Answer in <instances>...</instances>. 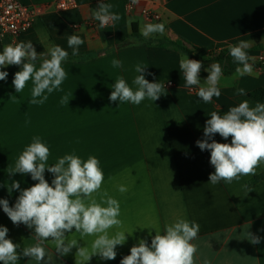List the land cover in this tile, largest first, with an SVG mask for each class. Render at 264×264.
<instances>
[{"label":"crops","instance_id":"1","mask_svg":"<svg viewBox=\"0 0 264 264\" xmlns=\"http://www.w3.org/2000/svg\"><path fill=\"white\" fill-rule=\"evenodd\" d=\"M20 1L47 9L29 32L18 37L17 43L32 41L37 53L61 46L69 53L62 64L68 75L61 90L48 95L43 105H34L29 103L31 80L20 93L12 84L22 65L0 69L8 72L6 80L0 81V199L8 200L12 207L23 189L38 183L30 174L9 171L33 137L39 136L50 149L48 165L72 153L83 160L90 155L97 157L104 182L94 198L100 202L106 199V192L119 201L122 226L111 229L110 234L124 231L126 242L116 247L114 260H104L96 254L87 264H120L141 239L150 246L155 230L163 234L165 226L178 219L200 226L198 238L192 241L198 247L196 264H264V180L244 188L264 173V164L255 175L242 176L230 184H212L209 175L215 169L210 164V151H202L196 143L207 139L204 127L213 111L223 115L244 100L250 106L258 102L250 94L264 88V67L260 65L264 58V0H139L132 13L126 11L132 0H76L77 8L67 11L53 8L56 0ZM100 3L111 4V12L120 20L100 28L93 17ZM145 9L160 19L148 20L142 15ZM90 21L97 25L89 26ZM147 23L165 24V33L145 39L141 30ZM133 24L140 37L119 46L132 35ZM72 34L84 41L76 56L67 44ZM241 40L253 41L246 50L254 58L249 61L253 71L236 79H232L235 71L223 74L221 95L213 97L211 103L197 96L199 86H185L179 61L184 55L194 58L173 48L147 44L172 41L189 49H201L195 56L202 62L203 85L208 75L203 60L209 58L210 52L229 50V45H238ZM8 44L14 41L0 40V51ZM114 58L122 61L121 68L112 67ZM41 62L42 58L36 61L37 67ZM137 64L147 66L141 74L149 82L164 84L160 98H146L139 105L110 101L117 77L122 76L133 89L137 87L133 84ZM238 88L247 94L238 95ZM64 96L69 102L62 105ZM213 139L220 142V135ZM44 175L51 184L54 174L45 170ZM13 181H18L20 188L10 192ZM120 186L126 191L120 192ZM0 226L7 227V238L20 245L18 252L37 243L34 226L14 225L2 206ZM247 232L260 237V243L252 244ZM65 235L68 241L77 240L78 245L60 256L54 243L46 241L43 246L53 257L49 264H76L81 260L76 257L78 247L91 252L94 236H81L74 228ZM18 264L37 262L21 255Z\"/></svg>","mask_w":264,"mask_h":264},{"label":"clouds","instance_id":"2","mask_svg":"<svg viewBox=\"0 0 264 264\" xmlns=\"http://www.w3.org/2000/svg\"><path fill=\"white\" fill-rule=\"evenodd\" d=\"M138 2L139 0H132L133 4ZM112 7L111 4L100 3L98 10L94 11L93 17L99 22L100 28L120 20L118 14L111 12ZM156 33L163 35L165 24L147 23L141 30L145 39ZM83 43L78 35L68 36L67 44L72 48L73 56L79 54V46ZM252 43L253 41L241 40L238 45L228 46L233 61L241 65L235 69L232 79L252 73L253 66L249 61L254 58L246 51ZM68 55L59 45L52 46L47 53H37L32 41L8 44L0 51V69L9 65H22L12 80L16 93L22 92L31 80L33 87L29 103L43 105L48 95L61 90L68 75L62 64ZM41 58L42 62L37 67L36 61ZM111 63L114 68L123 66L122 61L115 58ZM146 67L142 64L135 66L138 73L133 80V84L137 86L135 89L122 76L117 77L112 86L110 101L119 100L120 103L139 105L146 98L152 101L159 99L165 90L164 84L145 79V75L141 73L145 72ZM179 69L183 72L186 87L199 86L196 94L204 103H211L213 97H220V81L223 77L220 63H212L204 69L208 75L203 85L200 80V60L189 59L184 55L179 61ZM7 76L8 72L0 70V81H5ZM236 93L242 96L247 94L243 88H238ZM68 102L67 96L62 97V105ZM216 134L225 140L231 137V142H217L213 139ZM204 136L207 139L198 140L196 143L202 151H210V164L215 169L209 175L210 183L224 181L230 184L242 176L255 175L257 168L264 164V103L257 102L255 106H250L249 101L244 100L237 106L230 107L223 115L213 111L210 119L206 121ZM50 154L49 147L39 136H35L9 171L10 174H30L32 180L38 181L23 189L12 207L8 200L0 199L3 212L14 225L24 224L28 228L34 226L37 243L23 247L22 252H18L20 245L7 238V227L0 226V262L18 264L22 255L30 257L37 264L42 261L43 264H49L53 257L46 251L44 243L53 242L55 251L60 256L68 254L78 245L77 240L68 241L65 235L73 228L81 236L95 237L91 252L85 247H78L76 257L79 256L81 260L76 261V264H87L91 256L96 254L101 259L114 260L117 255L116 247L123 245L127 236L124 231L110 234L111 229L122 226L119 201L108 196L106 192V199L97 202L94 198L93 194L101 190L104 182L99 159L90 155L83 160L72 153L58 158L53 165H48ZM45 170L54 174L51 184L45 179ZM19 188V182L13 181L9 191ZM244 188L247 189L248 185H244ZM119 191L123 193L126 188L120 186ZM199 231L198 223L178 219L166 225L163 234L155 230L156 234L152 237L150 246L146 240L141 239L138 245L131 247L130 254L124 256L120 264H196L198 247L192 241L198 238ZM247 236L252 244L260 243V237L248 232Z\"/></svg>","mask_w":264,"mask_h":264},{"label":"built area","instance_id":"3","mask_svg":"<svg viewBox=\"0 0 264 264\" xmlns=\"http://www.w3.org/2000/svg\"><path fill=\"white\" fill-rule=\"evenodd\" d=\"M76 0H56L52 7L56 10L67 11L76 9ZM47 8L44 6H28L20 0H0V40L10 38L17 43L22 34L29 32L36 20L42 16ZM135 4L128 3L126 11L132 13ZM142 15L148 20H159L160 16L151 10H143ZM89 26L95 27L97 22L90 21ZM261 67H264V58L260 59Z\"/></svg>","mask_w":264,"mask_h":264},{"label":"trees","instance_id":"4","mask_svg":"<svg viewBox=\"0 0 264 264\" xmlns=\"http://www.w3.org/2000/svg\"><path fill=\"white\" fill-rule=\"evenodd\" d=\"M140 34L137 30V27L135 24H133V30H132V35L130 36V38L124 40L119 46H125V45H129L132 43L133 38H139ZM148 45H157L159 47L162 48H173L177 51H182L188 55H190L192 58L199 60V58H197L195 56V52L198 51H202L201 49L198 48H194V49H189L188 47H186L185 45L181 44V43H176V42H172V41H164V42H157V43H152V42H148ZM218 62L221 64L222 69H223V74L225 75H231L235 69L238 66L237 63H235L233 61V59L231 58V56L229 55V50H222L221 52H217V53H213L210 52L209 53V58L203 60V63H205V65H207V67H209L212 63ZM250 96L255 99L256 101L260 102V103H264V88H259L253 92H251ZM231 142V137H229L227 140H225L224 138H222L220 136V143H230ZM264 180V173L254 177L253 179H251L247 185L248 186H253L261 181Z\"/></svg>","mask_w":264,"mask_h":264}]
</instances>
